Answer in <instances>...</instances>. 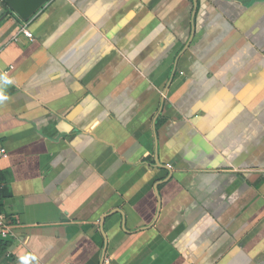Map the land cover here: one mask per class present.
<instances>
[{
    "label": "crops",
    "instance_id": "0c3cea01",
    "mask_svg": "<svg viewBox=\"0 0 264 264\" xmlns=\"http://www.w3.org/2000/svg\"><path fill=\"white\" fill-rule=\"evenodd\" d=\"M0 74V264H264V0L7 11Z\"/></svg>",
    "mask_w": 264,
    "mask_h": 264
},
{
    "label": "water",
    "instance_id": "95a60500",
    "mask_svg": "<svg viewBox=\"0 0 264 264\" xmlns=\"http://www.w3.org/2000/svg\"><path fill=\"white\" fill-rule=\"evenodd\" d=\"M49 0H4L0 18L7 11H12L21 20H30Z\"/></svg>",
    "mask_w": 264,
    "mask_h": 264
},
{
    "label": "built area",
    "instance_id": "2783aa9c",
    "mask_svg": "<svg viewBox=\"0 0 264 264\" xmlns=\"http://www.w3.org/2000/svg\"><path fill=\"white\" fill-rule=\"evenodd\" d=\"M22 32L30 39H34V34L26 26L22 27ZM8 156V151L4 147H0V160ZM1 186V179H0ZM13 225L11 224L8 216L0 211V237L7 239L12 235Z\"/></svg>",
    "mask_w": 264,
    "mask_h": 264
},
{
    "label": "clouds",
    "instance_id": "9594fccd",
    "mask_svg": "<svg viewBox=\"0 0 264 264\" xmlns=\"http://www.w3.org/2000/svg\"><path fill=\"white\" fill-rule=\"evenodd\" d=\"M13 81L7 74H0V103L8 100V96L4 94V87L11 85ZM19 264H38V258L35 255H21L18 258Z\"/></svg>",
    "mask_w": 264,
    "mask_h": 264
}]
</instances>
